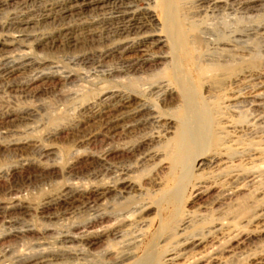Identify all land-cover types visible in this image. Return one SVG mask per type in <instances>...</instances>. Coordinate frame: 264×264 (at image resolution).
I'll list each match as a JSON object with an SVG mask.
<instances>
[{
	"label": "rangeland",
	"instance_id": "obj_1",
	"mask_svg": "<svg viewBox=\"0 0 264 264\" xmlns=\"http://www.w3.org/2000/svg\"><path fill=\"white\" fill-rule=\"evenodd\" d=\"M49 1H0V60L26 55L30 62L7 74L0 69V264H164L167 255L176 259L172 264H264V0L135 2L150 10L155 25L132 42L157 39L163 10L169 9L176 38L189 40L193 23L203 44L181 55L189 81L184 75L180 84L196 96L192 112L218 106L222 142L181 185L180 170L170 166L173 135L184 114L181 98L175 102L158 90L162 82L178 88L162 65L167 47L150 48L149 62L136 68L133 51L104 54L123 39L106 20L107 11L84 7L67 15L58 5L62 0ZM49 4L53 12L47 17ZM26 19L29 23H22ZM66 24L73 29L65 34ZM217 65L227 68L225 80L200 81L198 67ZM120 94L144 104L143 115L122 118L105 137L95 103ZM107 185L115 193L76 200L67 209L57 204L73 186L99 193ZM12 200L19 208H8ZM90 215L100 216L87 231L92 238L66 243L69 255L59 256L65 253L64 234L84 231ZM40 249L48 251L39 255Z\"/></svg>",
	"mask_w": 264,
	"mask_h": 264
},
{
	"label": "bare ground",
	"instance_id": "obj_2",
	"mask_svg": "<svg viewBox=\"0 0 264 264\" xmlns=\"http://www.w3.org/2000/svg\"><path fill=\"white\" fill-rule=\"evenodd\" d=\"M0 1H4V0H0ZM26 1V0H23ZM58 1V0H56ZM137 0H62V3L58 4L59 6L61 5L64 11V14H71L73 11L75 10H81L84 7H93L96 10H100V11H107L108 15L105 16L106 20L108 21H112L115 23V28L113 29L114 32L116 33V35L118 36L117 39H122V40H118L116 41V43L108 48L106 51V53H104L105 55L111 54L113 52L115 53H119V54H123L127 51H133L136 54V57L132 60L131 65L132 66H137L136 68H141L144 62H149V60H146V56H148V53H150V48H153L156 44L158 43H164V45L167 47L168 53H164L162 61H166L164 64L162 63V65H164L165 69H169L170 70V75L173 78V80L175 81V83L177 84L178 88L175 90L169 89L167 87L168 83H164L162 82L159 87V91L161 92L162 95H164L165 97L169 98L170 100L173 101H177L179 98L181 101V109H183V116L181 118V122L179 125L178 130L175 132V134L173 135V148H174V155L173 158L171 160V168L173 169H179L180 173H179V185H181L184 181L194 177V173L201 168V160L204 159L205 157H207V152L209 150L214 149L215 152H218V149L221 147V142H222V137H221V132L218 133V127L219 125L215 122L217 119V109L218 106H213V111L211 110H207L205 108V111H199L200 108H198L199 112L195 113L197 111V109L192 112V109L194 108V104H195V94L194 97H192L193 95L190 94L191 91H187L185 89H183V87H181L182 84H180V82H182V80L184 79L183 76L184 74V69L181 65L182 60L181 59V55L184 54V51L187 50H191L193 52H196L197 47L202 46V41L201 39H199L197 37V33H196V27L194 26V24L190 23L189 28H188V34H189V40L187 41L185 36H183V39H178L176 38V29L173 23H175V18L174 21H172L173 17L172 15L174 13H170L169 9L168 12L171 14V17L167 16L166 13H168L166 10L163 12L165 14H163V17H166V19L168 18V21L166 19L162 20V22H159L160 24V34H157V39H151L150 43L149 42H136L130 40V38H138V36L146 33L148 28H151L153 26V14H151L150 10L147 8H143V7H137L135 5V2ZM139 1V0H138ZM141 1V0H140ZM209 1V0H208ZM238 1V0H237ZM53 3L52 1H49ZM60 2V1H59ZM242 2V1H241ZM44 3V2H43ZM57 3V2H56ZM138 3V2H137ZM204 3V2H203ZM210 3V2H209ZM226 4L228 2H225ZM54 4V3H53ZM222 4V3H221ZM224 4V5H226ZM230 4V3H229ZM228 4V5H229ZM35 5V4H34ZM39 5V4H38ZM37 5V6H38ZM43 5V4H42ZM46 5V4H45ZM44 5V6H45ZM57 5V4H56ZM220 5V4H219ZM247 5V4H246ZM55 6V5H54ZM142 6V5H140ZM34 7V6H33ZM145 7V6H144ZM164 7V6H163ZM210 7V6H209ZM243 7V6H242ZM36 8V7H35ZM40 8V5H39ZM38 8V9H39ZM44 8V7H43ZM30 9V8H29ZM28 9V10H29ZM33 9V8H32ZM53 9L52 4H49L48 7L45 6L44 10L48 11L46 13H44L46 16L48 14H50ZM224 9V8H223ZM246 9V8H245ZM263 9V8H262ZM31 10V9H30ZM43 9H41L42 11ZM60 10V9H59ZM90 10V9H89ZM33 11H35L33 9ZM38 11V10H37ZM57 11V9H56ZM205 11V10H204ZM221 11V10H220ZM40 12V11H39ZM59 12V11H58ZM11 13V12H10ZM55 13V12H54ZM61 13V12H59ZM105 13V12H104ZM213 13V12H212ZM28 14V13H27ZM58 14V13H56ZM100 14V13H99ZM107 14V13H106ZM176 14V13H175ZM42 15V14H41ZM55 15V14H54ZM59 15V14H58ZM73 15V14H72ZM98 15V14H97ZM103 15V14H102ZM29 16V15H28ZM38 16V15H37ZM36 16V17H37ZM49 16V15H48ZM47 16V17H48ZM17 17V16H16ZM32 18V17H31ZM35 18V17H34ZM53 19V17H50ZM61 18V17H60ZM99 18V17H98ZM177 18V16H176ZM20 19V18H19ZM44 19V18H43ZM64 19V18H63ZM102 19V18H100ZM15 20H17V18H15ZM30 20V19H29ZM29 20H22V23H29ZM34 20V19H33ZM40 20V18H39ZM166 20V21H165ZM192 20V19H191ZM35 21V20H34ZM37 21V20H36ZM58 21V20H57ZM102 21V20H101ZM13 22V21H12ZM91 22V21H90ZM177 22V20H176ZM16 23V22H15ZM58 23V22H57ZM80 23V22H79ZM102 23V22H101ZM172 23V24H171ZM178 23V22H177ZM17 24H19V22H17ZM61 24V23H60ZM82 24V23H81ZM104 24V23H102ZM108 24V23H107ZM110 24V23H109ZM97 25V24H96ZM101 25V24H100ZM155 25V23H154ZM176 25V24H175ZM208 25V24H207ZM9 26V25H8ZM13 26V25H11ZM77 26V25H74ZM213 26V25H212ZM14 27V26H13ZM113 27V26H111ZM158 27V26H157ZM15 28V27H14ZM62 28V27H61ZM79 28V27H78ZM207 28V27H206ZM21 29V28H20ZM64 31L65 34L69 33L73 28L72 26L69 24H66L64 26ZM89 29V28H88ZM108 29V28H107ZM106 29V30H107ZM178 29V28H177ZM16 30V29H15ZM22 30V29H21ZM92 29H89V31ZM215 30V29H214ZM221 30V29H220ZM19 31V29L17 30ZM26 31V30H25ZM57 31V30H56ZM62 31V30H61ZM75 31V30H74ZM88 31V32H89ZM109 31V29H108ZM183 31V30H182ZM180 31V32H182ZM218 31V30H217ZM216 31V32H217ZM258 31V30H257ZM84 32V31H83ZM112 32V31H111ZM199 32H201V30H199ZM203 32V31H202ZM221 32V31H220ZM21 33V32H20ZM50 33V32H49ZM93 33V32H92ZM107 33V32H106ZM219 33V32H218ZM59 34V32H58ZM61 34V33H60ZM112 34V33H111ZM110 34V35H111ZM114 34V33H113ZM155 34V33H154ZM21 35V34H19ZM52 35V34H50ZM184 35H186L184 33ZM45 36V35H44ZM49 36V35H48ZM75 36V35H74ZM114 36V35H113ZM181 36V35H180ZM50 37V36H49ZM112 37V36H111ZM10 38V37H9ZM17 38V37H16ZM107 38V37H106ZM38 39V38H36ZM53 39V38H52ZM58 39V38H57ZM178 39V40H177ZM233 39V38H232ZM145 40V39H144ZM206 40V39H205ZM5 41V40H4ZM16 41V40H15ZM209 41V40H207ZM11 42V40H10ZM83 42V41H82ZM99 42V41H98ZM2 43V42H1ZM13 43V41H12ZM11 43V44H12ZM114 43V42H113ZM202 44V45H201ZM152 46V47H151ZM93 50V49H92ZM186 52V51H185ZM244 52V51H243ZM22 53V52H20ZM28 53V52H27ZM95 53V52H94ZM30 54V53H29ZM24 55V54H23ZM16 56V55H15ZM28 56V55H27ZM104 56V55H103ZM91 57V56H90ZM102 58V57H101ZM4 59V58H3ZM26 55L22 56L19 60L16 61H11L6 59V60H0V69L7 73H10L14 70H17L18 68L22 67L23 65L25 66V64H29L30 62L27 60ZM90 59V58H89ZM153 59V58H152ZM193 59V58H192ZM88 60V59H87ZM155 60V59H154ZM92 61V60H91ZM151 61V59H150ZM168 61V62H167ZM232 61V60H231ZM236 61V60H235ZM82 62V61H81ZM219 62V61H218ZM99 63V62H98ZM32 64V63H31ZM34 64V62H33ZM154 64V63H153ZM157 64V63H156ZM154 64L155 66H158ZM159 64V63H158ZM129 65V64H128ZM153 66V65H152ZM126 67V66H125ZM135 68V69H136ZM22 69V68H21ZM198 69L201 72V77L202 80L200 79V81L203 80H208V81H214L217 82L218 84L221 83L223 80H225V78H227L228 73H227V68H225L223 65H217V66H212V67H208V66H201L200 68L198 67ZM136 71V70H134ZM143 71V69H142ZM102 73V72H101ZM149 73V72H148ZM152 74L154 72H151ZM253 73V72H252ZM50 74V73H49ZM156 74V73H155ZM2 75V74H1ZM0 75V76H1ZM46 75V74H45ZM56 74V72H54V74H50L49 76L52 77ZM59 75V74H58ZM226 75V77H225ZM230 75V74H229ZM246 75V74H245ZM249 75V74H248ZM251 75V74H250ZM4 76V75H3ZM8 76V75H7ZM43 76V75H42ZM48 76V77H49ZM143 76V75H142ZM140 76V77H142ZM61 79L66 78L65 76L60 75L59 76ZM225 77V78H224ZM191 78V77H190ZM59 79V78H58ZM140 79V78H139ZM242 79V78H241ZM251 79V78H250ZM60 80V79H59ZM65 80V79H64ZM189 81V76L185 75V79L183 81ZM193 80V79H192ZM239 80V79H238ZM237 80V81H238ZM243 80V79H242ZM132 81V80H131ZM185 81V82H186ZM187 81V82H188ZM232 81V80H231ZM184 82V84H185ZM193 82V81H192ZM207 82V81H206ZM235 83V82H234ZM233 84V83H232ZM159 85V84H158ZM214 86V85H213ZM217 86V85H216ZM211 87V85H210ZM212 88L215 87H211ZM190 89V88H189ZM218 89V87H217ZM215 90V89H214ZM213 90V91H214ZM149 92V91H148ZM195 92V91H194ZM121 93V92H119ZM147 93V92H146ZM157 93V92H156ZM123 94V93H122ZM122 94L120 95H116L113 100L111 102H107V101H100V103H95L98 104L97 106L100 107L101 113H100V118H102V123L100 124V134H102L103 136L106 137V135L114 133L116 131V129H118L119 125L116 123H119V121L124 118V117H131L134 118L138 115H143L144 112V104L140 105L139 101H135L134 97H129V96H122ZM125 95L126 92L124 93ZM140 94V93H139ZM150 93H148L147 95H149ZM193 94V92H192ZM239 94V93H237ZM235 95V94H234ZM160 96V95H159ZM231 96V94H230ZM164 97V98H165ZM233 97V95H232ZM241 97V96H239ZM238 97V98H239ZM106 98V97H105ZM154 98V97H153ZM201 98V97H200ZM231 98V97H230ZM162 99V98H161ZM97 100V99H96ZM202 101V98L200 99ZM99 101V100H98ZM109 101V100H108ZM241 101V100H240ZM95 102V101H94ZM234 102H237L234 101ZM230 104V103H229ZM236 104V103H234ZM90 105V104H89ZM134 105V106H133ZM197 105V104H196ZM224 106V105H223ZM161 107V106H160ZM228 107V106H227ZM94 108V107H93ZM196 108V106H195ZM194 108V109H195ZM96 109V108H95ZM131 109V110H130ZM152 108H150L151 110ZM193 109V110H194ZM232 109V108H231ZM130 110V111H129ZM150 110H148V112H150ZM224 111V110H223ZM90 112V111H89ZM88 112V113H89ZM98 113V112H97ZM152 113V112H151ZM57 114V113H56ZM63 114V113H62ZM85 114V113H84ZM220 114V113H219ZM99 115V114H98ZM148 115V114H147ZM146 115V117H147ZM67 116V115H66ZM87 116V115H86ZM224 116V115H223ZM232 116V115H231ZM5 117V116H4ZM30 117H32L30 115ZM35 117V116H34ZM65 117V116H64ZM93 117V116H92ZM91 118V117H90ZM94 118V117H93ZM141 118V117H140ZM16 119V118H15ZM31 119V118H30ZM62 119V118H61ZM65 119V118H64ZM58 120V119H57ZM57 120L52 121V124L57 123ZM60 120V119H59ZM17 121V120H16ZM66 121V120H65ZM71 122V121H70ZM146 122V121H145ZM159 122V121H158ZM7 123V122H6ZM151 123V122H150ZM155 123V122H154ZM65 124V123H64ZM98 124V123H97ZM145 124V123H144ZM161 124V123H160ZM57 125V124H56ZM163 125V124H162ZM161 125V126H162ZM167 125V124H166ZM67 126V125H66ZM69 126V125H68ZM77 126V125H76ZM164 126V125H163ZM223 126V125H220ZM225 126V125H224ZM165 127V126H164ZM167 127V126H166ZM169 128V127H168ZM229 128V126H228ZM236 128V127H235ZM170 129V128H169ZM244 129V128H243ZM55 130V129H54ZM59 130V129H58ZM124 130V129H123ZM122 130V131H123ZM235 130V129H234ZM238 130V129H237ZM246 130V129H245ZM228 131V130H227ZM53 132V131H52ZM59 132V131H57ZM56 132V133H57ZM167 132V131H166ZM93 133V132H92ZM229 133V132H228ZM227 133V135H228ZM234 133V132H233ZM71 134V133H70ZM169 134V133H168ZM238 134V133H237ZM112 135V134H111ZM54 136V135H53ZM242 138V137H241ZM250 138V137H249ZM49 139V138H48ZM233 139V138H231ZM46 140V139H45ZM230 142V141H229ZM225 143V142H224ZM228 144V142H227ZM251 147V146H250ZM33 148V147H32ZM39 148V147H38ZM111 148V147H110ZM135 148V147H134ZM232 148V147H231ZM230 148V149H231ZM242 148V147H241ZM44 149V148H43ZM128 149V148H127ZM126 149V150H127ZM229 148L225 149V154L228 155V153H230ZM251 149V148H250ZM42 149H40L41 151ZM242 150V149H241ZM39 151V150H38ZM106 151V150H105ZM109 151V150H107ZM106 151V152H107ZM114 151V149H113ZM245 151V150H244ZM248 151V150H247ZM118 152V151H117ZM126 152V151H125ZM223 152V151H222ZM249 152V151H248ZM37 153V152H36ZM112 153V152H111ZM245 153V152H244ZM45 154H53L52 151L50 150H45ZM104 154V152H103ZM86 155V154H85ZM248 155V154H247ZM43 156V155H42ZM46 156V155H45ZM152 156V155H151ZM240 156V155H239ZM258 156V155H257ZM139 157V156H138ZM215 157V156H214ZM256 157V156H253ZM252 157V158H253ZM102 158V157H99ZM217 158V157H216ZM147 159V158H146ZM212 159V158H211ZM236 159V158H235ZM105 160V159H104ZM210 160V159H209ZM233 160V159H232ZM213 161V160H211ZM223 161V160H222ZM235 161V160H234ZM217 162V161H216ZM229 162V161H228ZM254 162V161H253ZM206 164V163H205ZM210 164V163H209ZM255 164V163H254ZM211 165V164H210ZM229 165V164H227ZM16 166V165H15ZM215 166V165H214ZM226 166V165H225ZM251 166V165H250ZM49 167V166H48ZM221 167V166H220ZM104 168V167H103ZM253 168V167H252ZM213 169V168H212ZM219 169V168H217ZM125 170V169H124ZM100 171V170H99ZM114 171V170H113ZM227 172V171H226ZM235 172V171H234ZM103 174V173H102ZM255 175V174H254ZM253 176V175H252ZM119 178V177H118ZM121 178V177H120ZM115 179V178H114ZM123 179V178H122ZM238 179V178H237ZM236 179V180H237ZM248 179V178H247ZM250 179V178H249ZM255 179V178H254ZM211 180V179H210ZM258 180V179H257ZM247 181V180H245ZM204 182V181H203ZM253 182V181H251ZM178 183V182H176ZM211 183V182H210ZM250 183V181H249ZM212 184V183H211ZM244 184V183H243ZM196 185V184H195ZM201 185V184H200ZM199 185V186H200ZM207 185V183H206ZM209 185V184H208ZM207 185V186H208ZM213 185V184H212ZM183 186V185H182ZM182 186H178L179 188H182ZM239 186V185H238ZM69 187V186H68ZM74 187V186H73ZM71 188V190H69L68 192H64L60 197L57 198V204H60L61 206H64V208H70L74 201L76 200H81V199H85V200H90L92 198V200H94L95 198L101 199L104 198V196L110 192L115 193V187L113 185H107L105 187H103L101 190V192H97L96 190H90L88 189L87 191H79L78 188L74 189ZM100 187V186H99ZM117 187V186H116ZM132 187V186H131ZM177 187V188H178ZM202 187V186H201ZM254 187V186H253ZM81 188V187H80ZM96 188V187H95ZM94 188V189H95ZM101 188V187H100ZM130 188V186H129ZM197 188V187H196ZM210 188V187H209ZM229 188V187H228ZM235 188V187H234ZM99 189V188H98ZM200 189V188H199ZM118 190V188H117ZM116 190V192H117ZM120 190V188H119ZM118 190V191H119ZM181 190V189H180ZM201 190V189H200ZM178 191V190H177ZM199 192V190H197ZM204 191V190H203ZM202 193V192H201ZM205 193V192H204ZM118 194V193H117ZM171 194V193H170ZM235 194V193H234ZM252 194V193H251ZM176 195V194H174ZM172 196L175 197L176 196ZM226 195V194H225ZM96 196V197H95ZM171 196V195H170ZM14 197V196H13ZM19 197V196H18ZM178 197V196H177ZM94 198V199H93ZM174 198V199H175ZM197 198V197H196ZM14 199V198H13ZM53 199V198H52ZM177 199V198H176ZM175 199V200H176ZM50 200V199H49ZM2 201V200H1ZM52 201V200H51ZM50 201V202H51ZM9 202V201H8ZM54 202V200H53ZM89 202V201H88ZM6 203V202H5ZM15 200H12L10 203H8V208H19L18 205H14ZM52 204V203H51ZM56 204V203H55ZM6 205V204H5ZM21 205V204H19ZM49 205V204H48ZM10 206V207H9ZM47 206V204H46ZM92 207V205L90 206ZM3 208V207H2ZM6 207H4L3 209H8ZM43 208V207H42ZM57 208V207H56ZM55 208V209H56ZM59 209V208H58ZM89 209V206H88ZM140 210V209H139ZM263 211V210H262ZM135 212V211H134ZM95 213V212H94ZM132 213V212H131ZM259 213V212H258ZM3 214V213H2ZM13 214V213H12ZM10 216V215H9ZM128 216V215H127ZM17 218V217H15ZM90 218V219H89ZM88 218L87 222L85 221L81 227H83L84 231L82 230L81 232L79 231H72V232H67V234H64L65 237L64 239L60 240L62 242H64L65 244V253H63V251L60 253V251H58L56 254L57 256H63V254L67 255L68 253H70L71 248L69 247V245H66V243H71V242H75V241H85L86 239H88V236L91 233H88V229L91 226V223H94L97 219L100 218V216H91ZM121 219V217L119 218ZM129 219V218H128ZM190 220V219H189ZM187 221V220H186ZM10 223V222H9ZM189 223V222H188ZM182 224V223H181ZM182 225H187L186 222H183ZM187 227V226H186ZM78 228V227H75ZM74 228V229H75ZM121 228V227H120ZM188 228V227H187ZM101 229V228H100ZM180 229V228H179ZM220 229V228H219ZM223 230V229H222ZM19 231V230H18ZM94 231V229L92 230ZM99 231V230H97ZM96 230L94 232H97ZM102 231V230H101ZM21 233V232H20ZM102 232H98V234H101ZM117 234V232H116ZM115 235V233H114ZM119 235V234H118ZM92 236V235H91ZM95 236V235H94ZM98 236V235H97ZM96 236V238H97ZM117 236V235H116ZM250 236V235H249ZM118 237V236H117ZM237 237V235H236ZM90 238V236H89ZM92 238V237H91ZM90 238V239H91ZM212 238V237H211ZM61 239V238H60ZM94 239V238H93ZM207 239V238H206ZM59 241V242H60ZM191 241V240H190ZM88 242V241H86ZM184 242V241H183ZM224 242V241H223ZM185 243V242H184ZM58 244V243H57ZM92 244V243H91ZM193 244V243H192ZM189 245V244H188ZM195 245V244H193ZM192 245V246H193ZM230 245V244H229ZM191 246V247H192ZM197 246V245H196ZM199 246V245H198ZM230 247V246H229ZM39 249V248H38ZM179 249V248H178ZM183 249V248H182ZM227 249V248H226ZM229 249V248H228ZM180 250V249H179ZM187 250V249H185ZM38 251H41L38 250ZM48 251V250H46ZM46 251H41L39 253V255L41 253H45ZM173 251V249H172ZM175 251V250H174ZM182 251V250H181ZM184 251V250H183ZM55 252V251H54ZM43 253V254H44ZM47 253V252H46ZM169 253V252H168ZM176 253V252H174ZM180 253V252H179ZM213 253V252H212ZM55 254V255H56ZM62 254V255H61ZM178 254V253H177ZM176 254V255H177ZM35 255V254H33ZM37 255V254H36ZM69 255V254H68ZM149 255V254H148ZM175 255V256H176ZM216 255V254H215ZM131 256L130 254L126 255V257ZM174 257V256H173ZM216 257V256H215ZM28 258V257H27ZM58 258V257H57ZM164 259L166 264H172L176 259L172 258L171 255H167ZM44 259V258H43ZM61 259V258H60ZM63 259V258H62ZM67 259V258H66ZM41 260V259H40ZM163 261V260H162ZM214 261V260H213ZM46 262V261H45ZM177 262V261H175ZM143 263V262H141ZM164 263V264H165ZM263 263V262H262Z\"/></svg>",
	"mask_w": 264,
	"mask_h": 264
}]
</instances>
